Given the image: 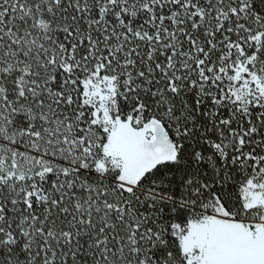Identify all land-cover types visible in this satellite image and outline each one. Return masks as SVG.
Wrapping results in <instances>:
<instances>
[{"label": "snow or ice", "instance_id": "6c2138e0", "mask_svg": "<svg viewBox=\"0 0 264 264\" xmlns=\"http://www.w3.org/2000/svg\"><path fill=\"white\" fill-rule=\"evenodd\" d=\"M0 264H264V0H0Z\"/></svg>", "mask_w": 264, "mask_h": 264}]
</instances>
